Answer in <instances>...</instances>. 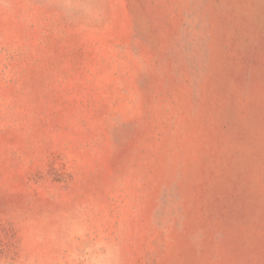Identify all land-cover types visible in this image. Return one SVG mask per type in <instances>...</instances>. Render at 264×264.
<instances>
[{"label": "rangeland", "instance_id": "1", "mask_svg": "<svg viewBox=\"0 0 264 264\" xmlns=\"http://www.w3.org/2000/svg\"><path fill=\"white\" fill-rule=\"evenodd\" d=\"M0 264H264V0H0Z\"/></svg>", "mask_w": 264, "mask_h": 264}]
</instances>
